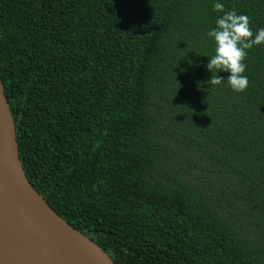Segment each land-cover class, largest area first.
Listing matches in <instances>:
<instances>
[{
  "label": "trees",
  "instance_id": "1",
  "mask_svg": "<svg viewBox=\"0 0 264 264\" xmlns=\"http://www.w3.org/2000/svg\"><path fill=\"white\" fill-rule=\"evenodd\" d=\"M216 2L264 28V0H0L23 169L115 264H264V45L245 92L208 83Z\"/></svg>",
  "mask_w": 264,
  "mask_h": 264
},
{
  "label": "water",
  "instance_id": "2",
  "mask_svg": "<svg viewBox=\"0 0 264 264\" xmlns=\"http://www.w3.org/2000/svg\"><path fill=\"white\" fill-rule=\"evenodd\" d=\"M0 264H115L30 183L0 79Z\"/></svg>",
  "mask_w": 264,
  "mask_h": 264
},
{
  "label": "clouds",
  "instance_id": "3",
  "mask_svg": "<svg viewBox=\"0 0 264 264\" xmlns=\"http://www.w3.org/2000/svg\"><path fill=\"white\" fill-rule=\"evenodd\" d=\"M213 10L222 13L216 20V26L207 35L214 38V54L209 57L207 69L212 73L208 83L212 86L221 85L225 79L217 75L219 71L230 73L227 84L238 93H243L249 87V79L244 73L248 50L254 46L264 45V28L254 33L252 20L246 14H237L232 10H225V5L216 2Z\"/></svg>",
  "mask_w": 264,
  "mask_h": 264
}]
</instances>
